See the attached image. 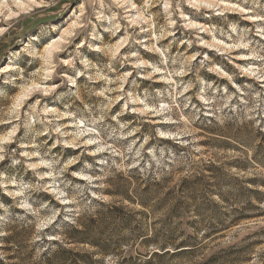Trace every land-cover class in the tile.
<instances>
[{
    "label": "rangeland",
    "instance_id": "374dc122",
    "mask_svg": "<svg viewBox=\"0 0 264 264\" xmlns=\"http://www.w3.org/2000/svg\"><path fill=\"white\" fill-rule=\"evenodd\" d=\"M34 1L0 0V260L264 264V0ZM111 206L116 251L63 240Z\"/></svg>",
    "mask_w": 264,
    "mask_h": 264
},
{
    "label": "trees",
    "instance_id": "16d2710c",
    "mask_svg": "<svg viewBox=\"0 0 264 264\" xmlns=\"http://www.w3.org/2000/svg\"><path fill=\"white\" fill-rule=\"evenodd\" d=\"M146 181L148 183L150 182L149 179H146ZM156 185H159V183H156ZM123 210L124 207L122 206H111L110 209L108 208L107 212L105 213V220L100 218L92 219L90 226H84L83 224L78 225L77 223H80V218H78L74 223L64 226L63 230L66 232V235L63 236V240L67 241V243L73 242L77 244H89L90 246L96 248V251L102 254L114 252L117 250V248L114 247H116V245L118 247L119 244L123 242V240L112 242L110 240H105L103 236L105 231L109 230L111 226H114V228H128L131 226V218L130 216L125 215L123 213ZM96 214H101V212H97ZM240 219L238 218L237 220ZM80 226L83 227L80 228ZM101 228H103L104 231L99 230ZM97 230L99 232H97ZM5 239L7 241L11 240L10 236H7ZM143 243H146L148 247L150 246L154 250L155 247L165 249L169 241L159 240L156 237H148L142 239L140 244ZM179 245L181 246L179 248H184L180 250L184 254L194 252V250L196 249V245L191 244V242L187 241L181 242ZM167 252L168 251H166L165 253ZM165 253L153 252L152 254H150V259H148V261H145L144 264H152L153 258H162L163 256H165ZM92 257V253H74L72 249L65 248L63 247V245H58L56 250L50 253H45L42 260L40 262L37 261L34 264H81V262H83V264H92ZM6 261L7 260L5 259L0 260L2 264H13L7 263Z\"/></svg>",
    "mask_w": 264,
    "mask_h": 264
},
{
    "label": "bare ground",
    "instance_id": "6f19581e",
    "mask_svg": "<svg viewBox=\"0 0 264 264\" xmlns=\"http://www.w3.org/2000/svg\"><path fill=\"white\" fill-rule=\"evenodd\" d=\"M34 2H35L36 4H38V2H37L36 0H35ZM2 4H3V2H2ZM19 4H20L21 6H23L24 8L27 6L26 2H22V3H19ZM8 6H9V4H7V7H8ZM28 6L30 7V5H28ZM2 8H3V5H2ZM0 12H1V9H0ZM61 38H62V37H61ZM58 42H60V41H58ZM57 44H58V43H57ZM53 48H54V47L52 46V48H50L49 51H50V52L53 51V50H52ZM157 82H161V81H158V80H157Z\"/></svg>",
    "mask_w": 264,
    "mask_h": 264
},
{
    "label": "snow or ice",
    "instance_id": "6c2138e0",
    "mask_svg": "<svg viewBox=\"0 0 264 264\" xmlns=\"http://www.w3.org/2000/svg\"><path fill=\"white\" fill-rule=\"evenodd\" d=\"M195 6V5H194Z\"/></svg>",
    "mask_w": 264,
    "mask_h": 264
}]
</instances>
